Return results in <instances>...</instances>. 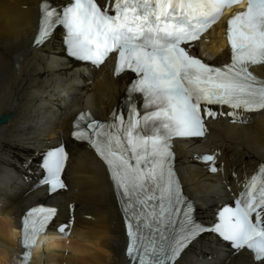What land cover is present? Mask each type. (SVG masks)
<instances>
[{
	"label": "snow or ice",
	"instance_id": "obj_1",
	"mask_svg": "<svg viewBox=\"0 0 264 264\" xmlns=\"http://www.w3.org/2000/svg\"><path fill=\"white\" fill-rule=\"evenodd\" d=\"M245 0H74L57 11L41 6L36 45L45 43L56 25L67 29L69 54L94 66L115 59L114 73L125 70L139 79L130 89L145 97L144 112L129 107L127 117L113 113L110 122L80 113L73 137L86 141L106 164L123 211L129 218L126 254L136 264H171L201 233L174 170L173 138L204 137L206 121L264 110V79L252 70L264 66V0H246V9L231 15L225 34L231 62L211 65L191 54L195 42L216 24L226 7ZM218 106V107H214ZM227 107L230 111L219 109ZM218 171L216 155L198 157ZM68 159L63 147L48 153L43 183L50 192L64 189L61 173ZM235 208L220 213L212 231L237 250L264 264V165L244 185ZM184 205V208L180 206ZM40 214V215H37ZM55 208L32 209L22 222V245L35 244ZM183 219L177 221V216ZM179 224V232L175 227ZM65 232V227L59 229ZM29 264L30 251H25Z\"/></svg>",
	"mask_w": 264,
	"mask_h": 264
},
{
	"label": "bare ground",
	"instance_id": "obj_2",
	"mask_svg": "<svg viewBox=\"0 0 264 264\" xmlns=\"http://www.w3.org/2000/svg\"><path fill=\"white\" fill-rule=\"evenodd\" d=\"M40 1L0 0V116H10L0 125V264H11L12 256L20 253L16 243L19 217L32 198L42 194L25 195L37 152L56 145L62 133L67 138L75 112L90 108L95 117H106L130 81L125 75L114 79L106 63L92 73L93 81L86 89L85 74L63 61L54 45L31 49ZM201 44L213 56L224 48L218 40ZM259 71L264 75V66ZM247 114L246 123H212L208 138L196 144L220 151L222 175L209 179L227 180L233 191L234 176L248 177L264 162V110ZM67 147L70 156L64 176L68 189L50 200H57L64 213L56 223L66 219L67 204L73 202V223L65 240L52 234L42 247L39 242L31 264L40 263L42 256L44 264H127L122 223L103 166L83 145L68 142ZM193 152H179L180 175L186 192L198 199V215L207 218L218 200L208 177L196 172L189 178ZM214 245L210 237L202 238L176 264H253L244 252L225 256Z\"/></svg>",
	"mask_w": 264,
	"mask_h": 264
},
{
	"label": "water",
	"instance_id": "obj_3",
	"mask_svg": "<svg viewBox=\"0 0 264 264\" xmlns=\"http://www.w3.org/2000/svg\"><path fill=\"white\" fill-rule=\"evenodd\" d=\"M8 118H9L8 116H6V115H2V116L0 117V125L6 123V121L8 120Z\"/></svg>",
	"mask_w": 264,
	"mask_h": 264
}]
</instances>
